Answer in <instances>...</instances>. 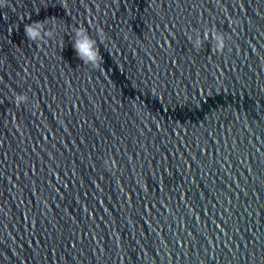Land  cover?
I'll return each instance as SVG.
<instances>
[{
  "label": "water",
  "instance_id": "obj_1",
  "mask_svg": "<svg viewBox=\"0 0 264 264\" xmlns=\"http://www.w3.org/2000/svg\"><path fill=\"white\" fill-rule=\"evenodd\" d=\"M0 264H264V0H0Z\"/></svg>",
  "mask_w": 264,
  "mask_h": 264
},
{
  "label": "clouds",
  "instance_id": "obj_2",
  "mask_svg": "<svg viewBox=\"0 0 264 264\" xmlns=\"http://www.w3.org/2000/svg\"><path fill=\"white\" fill-rule=\"evenodd\" d=\"M24 35L25 37L33 42L42 40L44 37L51 38L53 32L51 30H46L45 24L42 21H34L24 25ZM188 39L191 41L194 48L199 49L204 40L208 39L207 33H205L202 39L200 34L197 33L195 39L190 35ZM213 49L215 51L222 52L225 47V41L223 34L213 33ZM72 46L75 51L76 56L85 65H91L93 67L97 66L101 60L99 48L97 45V40L92 38L86 29L76 28L74 29V35L71 36ZM27 102V97L24 95H16L15 103L19 106L21 103Z\"/></svg>",
  "mask_w": 264,
  "mask_h": 264
}]
</instances>
